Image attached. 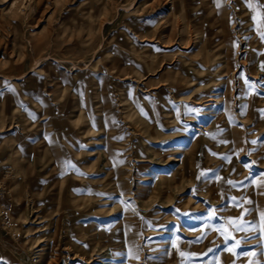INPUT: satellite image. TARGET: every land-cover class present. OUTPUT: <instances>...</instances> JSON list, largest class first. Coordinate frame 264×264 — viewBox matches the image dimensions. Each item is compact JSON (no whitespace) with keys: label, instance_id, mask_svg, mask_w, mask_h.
<instances>
[{"label":"rangeland","instance_id":"1","mask_svg":"<svg viewBox=\"0 0 264 264\" xmlns=\"http://www.w3.org/2000/svg\"><path fill=\"white\" fill-rule=\"evenodd\" d=\"M262 33L264 0H0V264H264Z\"/></svg>","mask_w":264,"mask_h":264},{"label":"crops","instance_id":"2","mask_svg":"<svg viewBox=\"0 0 264 264\" xmlns=\"http://www.w3.org/2000/svg\"><path fill=\"white\" fill-rule=\"evenodd\" d=\"M222 104H224V105H221L220 104V106H216V104L215 105H213V106H209V107H207V108H209L208 110H210V111H224V114H225V111H226V109H227V107H226V105H225V103H223L222 102ZM224 107V108H223ZM206 108V106H205V108H203V109H198V110H196V116H199V117H201V116H203V114H201V113H199V112H202V111H204V113H205V109H207ZM223 114V115H224ZM205 115V114H204ZM206 116V115H205ZM207 117V116H206ZM204 126L203 125H201V128H203ZM196 129H198V128H196ZM196 131V130H195ZM196 132H198V131H196ZM82 134V133H81ZM196 135H198V134H196ZM201 135V134H200ZM40 156V155H39ZM47 169V168H46ZM39 174V173H38Z\"/></svg>","mask_w":264,"mask_h":264},{"label":"snow or ice","instance_id":"3","mask_svg":"<svg viewBox=\"0 0 264 264\" xmlns=\"http://www.w3.org/2000/svg\"><path fill=\"white\" fill-rule=\"evenodd\" d=\"M262 38H264V33H262Z\"/></svg>","mask_w":264,"mask_h":264},{"label":"bare ground","instance_id":"4","mask_svg":"<svg viewBox=\"0 0 264 264\" xmlns=\"http://www.w3.org/2000/svg\"><path fill=\"white\" fill-rule=\"evenodd\" d=\"M15 174H16V171H15Z\"/></svg>","mask_w":264,"mask_h":264}]
</instances>
